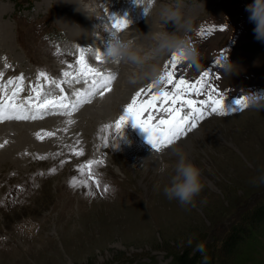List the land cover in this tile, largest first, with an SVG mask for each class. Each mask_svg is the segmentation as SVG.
<instances>
[{
  "label": "rangeland",
  "instance_id": "1",
  "mask_svg": "<svg viewBox=\"0 0 264 264\" xmlns=\"http://www.w3.org/2000/svg\"><path fill=\"white\" fill-rule=\"evenodd\" d=\"M76 2L0 0V83L23 74L18 102L30 94L40 71L63 78L62 71L77 57L69 52L72 46H84L97 31L110 43L114 32L109 6H120V18L130 21L115 34L125 40L129 38L123 35L132 34L137 37L134 44L147 52L155 46L154 35L164 30L156 25H171L161 21L160 12L174 0H144L147 15L134 0H106L100 6L99 0ZM252 3L183 0V15L194 20L187 37L204 58L198 66L183 63L177 76L194 81L209 71V83L223 97L226 111L238 107L235 101L250 92H264V42L255 39V25L245 10ZM228 55L236 64L233 75L223 74L215 63ZM169 58L158 61L162 73ZM89 60L101 71L116 74L109 93L96 96L71 117L52 114L0 122V154L7 153L0 158V264H175L176 253L194 251L198 243L207 247L200 264H264V219L258 220L255 212L256 205L264 207V184L257 180L264 176V110L206 115L180 140L155 152L148 134L133 121L120 132L114 127L136 88L151 82L131 83L133 65L105 58L98 62L91 54ZM45 90L59 94L54 86ZM107 99L115 102L108 109ZM5 123L22 126L27 141L20 139V130L1 128ZM73 149H83V155ZM179 156L202 170L204 188L195 207L181 206L163 191L170 186ZM100 159L104 164L92 167L101 182L97 188L88 170L82 173L80 167ZM235 223L244 225L246 237L228 251L220 243ZM190 237L193 243L188 246ZM248 255L255 261L241 263L239 256Z\"/></svg>",
  "mask_w": 264,
  "mask_h": 264
},
{
  "label": "snow or ice",
  "instance_id": "2",
  "mask_svg": "<svg viewBox=\"0 0 264 264\" xmlns=\"http://www.w3.org/2000/svg\"><path fill=\"white\" fill-rule=\"evenodd\" d=\"M109 19L112 20L111 26L116 32L127 28L130 23L123 18L110 17ZM204 34L202 31L201 35ZM94 55L96 61L104 60V55L99 50ZM218 62L219 59L215 61L216 64ZM183 63L181 58L173 53L164 64V71L161 75L163 87L150 83L147 88H141L135 92L130 103L123 109V114L115 122L114 127L117 132H120L131 120L134 127L138 126L148 134L147 141L153 150L162 152L195 129L198 122L202 121L206 115L223 116L247 108L244 97L235 101L238 107L226 111L223 97L218 94L217 88L209 83L211 73L205 70L199 79L194 81L185 78L182 74L177 76L179 66ZM61 75L62 79H54L50 78L45 71H40L36 83L30 85V94L19 102L18 96L24 91L23 74L8 79L6 83H0V93H3L0 95V122L36 120L52 114L71 117L84 104L91 103L96 96L103 97L109 93L116 79L115 73H106L92 66L88 62L84 48L79 49L75 62L68 63ZM2 76L3 73L0 72V77ZM41 80L45 83H41ZM74 84H83L85 87L75 89L69 96L63 85L72 86ZM46 85L54 86L59 90V94L46 91ZM195 97L201 98L196 99ZM69 123L72 121L69 120ZM108 127L110 126H105V128ZM3 146L0 144V147ZM73 151L78 156L83 155V149L79 151L73 149ZM103 164V159L89 160L80 167L82 173L85 169L88 170L97 188L101 187V182L95 179L92 167ZM102 190L107 193L109 187L104 185Z\"/></svg>",
  "mask_w": 264,
  "mask_h": 264
},
{
  "label": "clouds",
  "instance_id": "3",
  "mask_svg": "<svg viewBox=\"0 0 264 264\" xmlns=\"http://www.w3.org/2000/svg\"><path fill=\"white\" fill-rule=\"evenodd\" d=\"M138 6H141L145 15L148 9L143 7L144 0H134ZM154 4V0H149ZM183 0H174L173 4L166 5L160 12L162 22H173L176 31L169 33L164 30L154 35L155 46L145 52L142 48L136 46L133 41L125 40L119 35L112 33L113 39L107 47L104 58L106 61L122 62L133 65V71L130 77L131 83H140L145 80L159 85L162 83V68L158 61L164 57L177 54L181 60L192 66H198L203 55L188 39L187 33L193 29L194 20L185 17L182 12ZM249 12V20L255 27L253 34L255 39L264 42V0H254V3L246 6ZM163 27H164V23ZM183 30L184 35L179 33ZM152 61H156L152 63ZM218 67L225 75H233L235 63L229 55L219 59ZM247 108L264 110V92H250L246 97ZM201 169L188 161L186 157L179 156L175 167V175L171 177L170 186H166L163 191L169 200H178L181 206L191 205L195 207V198L199 196L204 188L201 180ZM258 182L264 184V176L257 178ZM257 182V181H254ZM115 191V190H114ZM193 243V237L187 241L188 246ZM194 251L205 252V245L198 243ZM205 257V261H206Z\"/></svg>",
  "mask_w": 264,
  "mask_h": 264
},
{
  "label": "bare ground",
  "instance_id": "4",
  "mask_svg": "<svg viewBox=\"0 0 264 264\" xmlns=\"http://www.w3.org/2000/svg\"><path fill=\"white\" fill-rule=\"evenodd\" d=\"M104 2H106V0H99V2H98V6H100L101 5V3H104ZM76 3H78V0H77V2ZM84 7V6H83ZM108 7V6H107ZM88 9L89 8H87V7H84V12L85 11H88ZM109 9H110V11H109V14L110 15H112L113 17H115V18H119L120 17V9H122V8H120V6H118V5H116V6H109ZM91 10V9H90ZM89 10V11H90ZM5 11H6V9L4 10V12L3 13H5ZM88 13V12H87ZM122 13H123V11H122ZM103 18H106V21L109 23V20H107V18H108V15L106 14L105 15V12H104V16H103ZM79 21V20H78ZM110 24V23H109ZM156 24V23H155ZM172 25V26H171ZM171 27L169 26L168 28L167 27H165V30H167L168 31V29H169V33H172L173 31H176V27H175V25H174V23H172L171 22ZM148 26H151V25H148ZM109 27H110V25H109ZM156 27L157 28H159L160 30L161 29H164L163 27H162V25H156ZM167 28V29H166ZM112 31L114 32V34L116 33V30L115 29H112ZM121 31H123V30H121ZM100 32H94V36H92L93 38H91V39H88L89 41H87V42H85V44H91L93 47L91 48V51H97V50H99L103 55H104V53H106V50H107V47L109 46V42L107 41L106 42V40H105V38L102 36V35H100L99 34ZM123 33V32H122ZM124 33H127V32H124ZM118 35H120V33L118 34ZM123 36H126L127 38H129L128 40H131L132 41V39H135V38H137V37H135V36H132V34H125V35H123ZM102 41V45H100V42ZM84 44V45H85ZM108 44V45H107ZM86 51H87V49H86ZM89 57V56H88ZM153 62H156V61H153ZM124 65V64H123ZM125 65H127V64H125ZM106 71V73H107V70H105ZM122 78H125L124 76H122ZM83 87H85L83 84H74V85H72V86H70V88H67V85H66V89L67 90H69V96H71V93H72V91H74L75 89H77V88H83ZM143 87V83H141L136 89H138V90H140L141 88ZM138 90H136V91H138ZM73 99H74V97H72ZM113 104H115V102L112 100V99H107L106 101H105V104H104V106L108 109V108H110V107H112V105ZM87 108H89V107H87ZM26 122V121H25ZM23 123V125H30V123ZM3 125H5V126H1V128L3 127V128H7V129H17L22 135H21V137H20V139L21 140H23V141H27V138L29 137V135L26 133L27 131H25L23 128H22V126H19L18 125V123H11V125H9V127H7V124L5 123V124H3ZM4 130V129H3ZM21 130H23L22 132H21ZM27 134V137H25L26 136V134ZM173 147V146H172ZM1 152H3L4 154H0V158H3V157H5V154L7 155V153H6V150H1ZM156 152V151H155ZM169 152V151H168ZM138 153H140V154H142V155H146V154H150V155H153V154H155V153H153V152H150V153H147V152H145V151H139ZM138 153H137V155H138ZM156 155V154H155ZM148 156V155H147ZM149 157V156H148ZM1 160V159H0ZM3 160V159H2ZM8 160V159H7ZM231 162V161H230Z\"/></svg>",
  "mask_w": 264,
  "mask_h": 264
},
{
  "label": "trees",
  "instance_id": "5",
  "mask_svg": "<svg viewBox=\"0 0 264 264\" xmlns=\"http://www.w3.org/2000/svg\"><path fill=\"white\" fill-rule=\"evenodd\" d=\"M256 205L255 212L256 217L258 220L264 219V207L261 206V208ZM263 209V210H262ZM261 210V211H260ZM260 211V212H259ZM259 212V213H258ZM245 227L244 225H240L238 223H235L229 227L228 232L224 236V238L221 239L220 247L225 248L228 251H233L236 249V247L239 245V242L244 240L246 237L245 235ZM254 244L249 245V250L253 254H255L256 249L253 247ZM261 246L260 244H257ZM252 246V247H251ZM207 253V247L205 246V252H197L196 251H189V250H183L182 252H178L175 254V264H200L201 256L205 255ZM241 263H245L246 261L253 260L255 261V257L253 256H239ZM220 264H225L223 260L220 262Z\"/></svg>",
  "mask_w": 264,
  "mask_h": 264
}]
</instances>
